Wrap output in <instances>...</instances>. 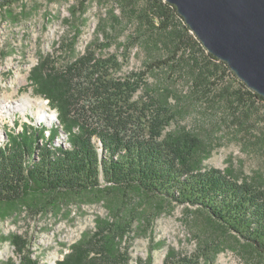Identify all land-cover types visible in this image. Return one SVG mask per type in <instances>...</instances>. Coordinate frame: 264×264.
Wrapping results in <instances>:
<instances>
[{"label":"rangeland","instance_id":"1","mask_svg":"<svg viewBox=\"0 0 264 264\" xmlns=\"http://www.w3.org/2000/svg\"><path fill=\"white\" fill-rule=\"evenodd\" d=\"M139 1L133 0L134 8L140 7ZM125 2L21 0L0 6V96L18 100L31 94L57 114L52 122L35 108L0 115V148L24 129L61 127L60 112L39 94L32 76L43 74L49 64L73 67L91 53L96 61L109 64L114 80L135 86L134 100L149 106L163 100L172 115L164 136L184 143L188 133L197 137L201 172L218 170L264 193V107L243 118L221 103L192 99L183 72L150 67L164 56L145 41L147 37L143 40L132 17L135 9ZM75 81L84 83L87 78ZM54 143L69 146L64 132ZM38 200L0 206V264H58L72 258L75 246L98 234L108 238L109 250L124 252L129 264L263 263L229 233L210 221H199L187 207L137 190L58 200L49 196L40 200L43 205H37ZM52 202L59 204L53 208Z\"/></svg>","mask_w":264,"mask_h":264},{"label":"trees","instance_id":"2","mask_svg":"<svg viewBox=\"0 0 264 264\" xmlns=\"http://www.w3.org/2000/svg\"><path fill=\"white\" fill-rule=\"evenodd\" d=\"M19 1L0 0V6ZM123 1L135 9L132 17L143 40L147 37L145 41L164 56L150 67L183 72L192 99L221 103L243 118L264 107V97L208 52L174 5L140 0V7L134 8L133 0ZM105 62L90 53L73 67L49 64L43 74L32 76L39 94L60 112L61 127L24 129L0 148V206L13 208L28 198L58 200L137 190L187 207L264 264V193L221 171L201 172L202 163L196 160L199 139L189 133L184 138L188 143L167 139L164 133L172 115L163 100L150 106L134 100L135 86L114 80ZM83 77L84 83L75 81ZM236 122L242 124L237 117ZM61 132L67 135L68 147L54 143ZM41 201L37 205H43ZM58 204L52 202L53 208ZM107 243L108 238L98 234L79 243L72 258L58 264H129L124 252L109 250Z\"/></svg>","mask_w":264,"mask_h":264},{"label":"water","instance_id":"3","mask_svg":"<svg viewBox=\"0 0 264 264\" xmlns=\"http://www.w3.org/2000/svg\"><path fill=\"white\" fill-rule=\"evenodd\" d=\"M209 53L264 97V0H166Z\"/></svg>","mask_w":264,"mask_h":264},{"label":"bare ground","instance_id":"4","mask_svg":"<svg viewBox=\"0 0 264 264\" xmlns=\"http://www.w3.org/2000/svg\"><path fill=\"white\" fill-rule=\"evenodd\" d=\"M31 108H35L36 113L41 114L42 117H44L42 112L46 113L45 119L49 122L54 121L57 117L55 112H48V104L45 100L34 98L31 94L22 96L18 100H10L8 97L0 96V115L17 111L26 113Z\"/></svg>","mask_w":264,"mask_h":264}]
</instances>
